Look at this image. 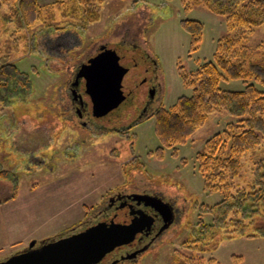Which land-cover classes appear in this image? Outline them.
Wrapping results in <instances>:
<instances>
[{
  "label": "rangeland",
  "instance_id": "rangeland-1",
  "mask_svg": "<svg viewBox=\"0 0 264 264\" xmlns=\"http://www.w3.org/2000/svg\"><path fill=\"white\" fill-rule=\"evenodd\" d=\"M187 3L189 9L180 0H106L98 20L85 29L69 24L68 34L60 40L41 24L30 31L18 29L12 21L5 23L3 13L7 10L0 8V57H13L34 87L26 100L7 106L0 103V169L16 177L15 197L0 203V260L25 249L31 241L40 244L106 220L105 211L114 192L133 187L162 195L158 198L170 203L175 220L152 249L127 264H175L174 251L187 238L191 226L199 216L208 219L209 215H200V206L215 204L222 193L204 186L195 154L233 118L225 111L211 112L186 142L163 147L160 156L149 154L160 145L154 117L133 125L144 107L150 79L158 81L155 106L170 107L179 96L192 92L181 75L212 60L217 39L228 34L224 16ZM50 10L54 23L64 26L59 23L58 9ZM186 19L203 24L195 50H190V36L182 25ZM262 40L263 26L249 34L247 44L257 56L264 48L258 47ZM105 41L111 47L125 43L120 47L127 53L122 62L135 86L116 109L94 118L100 127L91 131L77 120L69 123V113L63 111L65 91L69 69L80 63L84 52L90 55ZM27 42H31V50ZM126 43L130 49L125 48ZM256 46L258 50L253 49ZM134 65L139 69L137 76ZM255 85L264 93V84ZM243 86L239 79L220 83L228 90ZM262 143L249 157L251 162L264 156V140ZM251 162H243L240 173L245 177H250L255 167ZM14 180H0V197L7 198ZM212 253L220 264H263L264 241L225 239ZM232 254L242 259L236 262Z\"/></svg>",
  "mask_w": 264,
  "mask_h": 264
},
{
  "label": "trees",
  "instance_id": "trees-1",
  "mask_svg": "<svg viewBox=\"0 0 264 264\" xmlns=\"http://www.w3.org/2000/svg\"><path fill=\"white\" fill-rule=\"evenodd\" d=\"M105 1L55 0L42 4L38 0H0V8L7 10L3 13L5 23L12 21L18 29L30 31L41 24L44 30L54 31L52 35L60 40L68 34L69 24L85 29L98 20L100 6ZM180 1L185 9L190 8L187 5L190 1L224 16L228 34L217 39L212 60L181 75L184 84L191 86V94L179 96L168 108L158 105L154 109L151 116L160 145L149 154L160 156L163 147L186 142L213 111H225L233 118L224 130L206 139L203 149L195 154L204 186L208 191H220L222 198L213 205L200 206V215L207 214L208 219L205 221L199 216L187 238L174 251L175 264H220L212 252L223 240L244 237L264 241V156L252 162L249 158L263 146L264 140V93L255 85L264 84V48L257 56L247 44L253 29L264 27V0ZM51 7L58 9L59 23L64 26L54 23ZM182 25L190 36V50H195L203 24L186 19ZM30 43L27 42L31 50ZM263 43L264 40L260 41L258 47L262 48ZM253 49L258 50L257 46ZM229 79L241 80L243 88H221L220 83ZM33 89L29 75L15 65L14 58L7 54L1 56L0 103L7 106L26 100ZM243 162H251L252 166L255 163L250 177L240 173ZM15 178L8 170L0 169V180ZM15 181L11 193L7 198L0 197V203L15 197ZM231 258L237 262L242 256L232 254Z\"/></svg>",
  "mask_w": 264,
  "mask_h": 264
},
{
  "label": "water",
  "instance_id": "water-1",
  "mask_svg": "<svg viewBox=\"0 0 264 264\" xmlns=\"http://www.w3.org/2000/svg\"><path fill=\"white\" fill-rule=\"evenodd\" d=\"M122 51L120 47L107 48L92 57L88 66L83 65L80 70L79 75L87 79V92L91 95L93 114L96 116H103L116 108L135 86L132 76L127 75L128 66L122 62L127 53ZM132 68L137 76L138 66ZM93 73H97V76L93 77ZM134 198L154 207L165 221L171 222L172 209L163 199L148 195H136ZM126 209L125 205L120 204L111 218L98 221L81 231L45 241L37 247H33L35 242L31 241L28 250L0 260V264H96L116 246L133 239L137 228L130 215L126 214Z\"/></svg>",
  "mask_w": 264,
  "mask_h": 264
},
{
  "label": "flooded vegetation",
  "instance_id": "flooded-vegetation-1",
  "mask_svg": "<svg viewBox=\"0 0 264 264\" xmlns=\"http://www.w3.org/2000/svg\"><path fill=\"white\" fill-rule=\"evenodd\" d=\"M122 42L113 44V46L115 48L122 47L125 44ZM108 43L107 41L101 43L90 55L88 54V52H84L83 56L80 59V63H76L73 69H71L72 67L69 69V83L67 86V91H65V94L67 95L65 103L66 108L64 106L63 111H66V113L68 111L70 120L69 123L71 122L70 124H73L77 120L81 126H84V128L91 131H94L98 127H100L95 123L94 120V118H98V116L93 114L92 98L91 95L87 92L86 87L87 79L85 76L79 75V73L80 70L83 69V65H85V67L88 66V63L90 62V59L92 57L96 56L98 53L104 51L107 48H113V46H109L110 43ZM130 43L131 42H129V44ZM129 44L127 45L126 43L125 48L130 49ZM96 76L97 73L93 75V77ZM157 82V80L155 81L150 79L149 85L147 87V97L144 102V107L139 111L140 113L138 114L136 120H134L135 123H133V125L138 123L142 118L150 117L153 114L154 109L157 107L155 106L157 100L154 96L156 90L158 89ZM136 195L162 197V195H160L159 193L148 188L136 189L135 187H133L130 189V191L127 192L122 190H118V192L116 193L114 192V195H112L109 199V203L107 206L108 209H106L105 211L107 215L105 219L110 218L114 214L116 207L120 204H123L127 207L126 214L130 215V220L136 225L137 230L130 242L116 246L96 264H127L128 262L135 261L138 257H141L142 254L147 252L150 247L152 249L156 241L159 240L162 234L169 228V226H171V224H173L175 215L171 206L172 218L171 222L168 223L167 221H165V219L157 209L150 205H146L144 201H137L134 198ZM37 246L38 244H34L33 247ZM27 249L28 248H25L24 251Z\"/></svg>",
  "mask_w": 264,
  "mask_h": 264
}]
</instances>
